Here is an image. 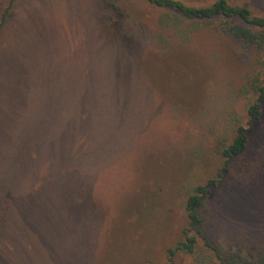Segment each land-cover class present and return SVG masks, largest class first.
I'll list each match as a JSON object with an SVG mask.
<instances>
[{"label": "rangeland", "instance_id": "rangeland-1", "mask_svg": "<svg viewBox=\"0 0 264 264\" xmlns=\"http://www.w3.org/2000/svg\"><path fill=\"white\" fill-rule=\"evenodd\" d=\"M228 1L264 16V0ZM11 2L0 0V18ZM10 6L0 29V264L165 263L199 185L209 242L264 254V104L248 123L264 52L227 32L234 20H192L145 0ZM240 125L247 149L226 167Z\"/></svg>", "mask_w": 264, "mask_h": 264}, {"label": "trees", "instance_id": "trees-1", "mask_svg": "<svg viewBox=\"0 0 264 264\" xmlns=\"http://www.w3.org/2000/svg\"><path fill=\"white\" fill-rule=\"evenodd\" d=\"M145 1L160 8L171 9L192 20H211L219 17L234 20V22H227V32L256 48L258 51L264 52V16L253 14L248 6L234 5L228 0H216L207 6H193L185 3L183 0ZM10 5L0 18V29L6 20ZM109 7L110 16L107 15L106 17L112 23L115 21L118 24L120 9L114 2H110ZM252 90L256 95V100L248 108L249 124L260 119L262 116L264 82L262 84L255 82ZM247 144V128L244 125H240L236 129L233 142L222 152L226 167L233 158L242 155L246 151ZM207 193L208 188L206 185H199L188 197L186 211L189 217V224L188 228L184 231V239L168 249V260L161 264H177L179 255L192 256L193 261L191 264H264V254L262 253L250 255V253L246 254L236 248H232L234 250L232 252L222 251L216 245L209 242L200 229L202 217L199 213V209ZM199 237L204 239L205 248L200 249L198 243Z\"/></svg>", "mask_w": 264, "mask_h": 264}]
</instances>
